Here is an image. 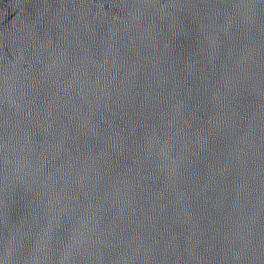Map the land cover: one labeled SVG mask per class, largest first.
Segmentation results:
<instances>
[{
  "label": "water",
  "instance_id": "1",
  "mask_svg": "<svg viewBox=\"0 0 264 264\" xmlns=\"http://www.w3.org/2000/svg\"><path fill=\"white\" fill-rule=\"evenodd\" d=\"M0 264H264V0H0Z\"/></svg>",
  "mask_w": 264,
  "mask_h": 264
}]
</instances>
